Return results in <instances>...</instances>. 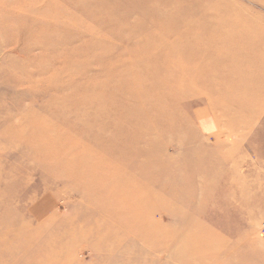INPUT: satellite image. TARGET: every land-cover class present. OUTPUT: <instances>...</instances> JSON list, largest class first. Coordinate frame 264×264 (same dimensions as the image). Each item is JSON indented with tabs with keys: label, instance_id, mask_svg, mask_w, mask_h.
<instances>
[{
	"label": "bare ground",
	"instance_id": "obj_1",
	"mask_svg": "<svg viewBox=\"0 0 264 264\" xmlns=\"http://www.w3.org/2000/svg\"><path fill=\"white\" fill-rule=\"evenodd\" d=\"M64 3L70 5L68 0ZM52 6L54 12L59 14L54 22L60 28H68L66 31L72 34L82 31L81 23L77 22L73 12L54 0L47 3L48 8ZM173 16L171 12L169 17ZM187 25H181L179 29L176 24L175 30L174 27L168 29L159 25L169 39L163 37L148 41L140 36L133 46L129 45L131 35L125 24L121 29L126 31L123 36L113 28L108 29L111 35L118 37L114 44L122 45L120 55L127 57V62L116 72L126 71V66H132L134 73L127 72L122 83L109 79L112 83L108 89L98 90L96 95L87 94L91 87L88 79L72 82L75 78L66 75L69 80L59 91H49L53 104L58 106H42L52 119H62L60 123L49 122L44 116L37 117L29 111L30 114L23 118L27 119L23 126L19 122L9 126L11 139L29 147L27 157L32 165L40 171L45 162L52 163L69 178L71 191L81 199L76 214L82 220L72 227L75 217L65 219L68 229L56 232L55 238L61 242L59 249L53 250L55 242L51 235L54 232L45 235L42 248H37L34 243L42 236L37 235L39 232L30 233L24 238L23 242L35 246L32 247L34 251L45 252L47 264H93L99 254L122 252L134 246L132 242H139L141 247L155 252L173 245L188 248L192 243L193 249L187 251L203 259L208 250L203 247H212L214 243H204L201 232L190 230L193 220L210 216L212 225L222 223L233 226L239 221L251 225L250 207L245 209L242 216L236 213L231 223L227 219L214 221L217 217L212 214L215 211H234L245 203L249 204L253 196L248 190L250 184L240 180L239 173L237 176L232 174L233 177L228 180L214 181L206 177L208 180L200 179L197 185L188 189L174 188L179 177L188 180L195 168L189 163L187 173H178V163L167 154V150L175 147L170 137L181 127L170 117L172 113H180L188 97L205 95L224 111H228L230 105L239 104L241 109L235 117L241 124L246 123V119L258 116L264 102L256 103L254 94L264 92V49L252 51L245 48L257 44V41L244 40L243 34L238 35L232 30L218 35L216 29L220 26L228 29L229 20L217 24L216 21L209 22L203 30L199 29L202 33L199 39H196L195 28ZM246 29L250 30L248 27ZM61 31L65 33L63 29ZM155 33L157 27L149 32L153 36ZM186 33L191 36H185ZM32 43L36 47L38 41ZM30 57L36 60L33 54ZM57 60L55 69H51L48 75L39 73V76H47L46 81L41 77L37 81L40 86L47 83L43 91L50 89L49 81L57 79V74L70 71L64 66L68 62L65 53L60 54ZM238 63L239 68L228 70L229 64ZM103 67L114 69L110 64ZM155 67L160 68L159 73L154 70ZM27 74L34 75V69H29ZM135 81L143 86L141 94L135 91ZM113 89L121 93L114 94ZM156 93H159L161 100L156 104L151 102L153 109H145L149 95ZM79 95L80 100L75 97ZM137 107L143 111L139 113ZM24 127L29 129L28 133L18 136L17 133ZM159 138L167 141L160 142ZM180 140L177 144H180ZM216 149L220 150V145ZM26 168L31 170L29 165L18 169L23 171ZM208 171L216 174L221 169L217 166ZM42 172H46L43 167ZM15 179V176L7 179L0 176V190L7 188ZM213 190L229 192L221 191L223 195L216 197ZM185 195L188 197L185 198ZM8 199L10 194L0 199V207L8 203ZM46 208L43 213L39 212L42 215L47 213L49 207ZM184 212L189 214L188 220H183L182 228L177 230L175 220ZM58 217L52 213L47 220L52 222ZM164 219L167 223H162ZM11 220V217H6L3 223ZM258 235L253 238L256 247L252 264H264V239ZM29 252L32 253V250ZM86 252L87 257L84 255ZM238 264L247 263L241 258Z\"/></svg>",
	"mask_w": 264,
	"mask_h": 264
},
{
	"label": "rangeland",
	"instance_id": "obj_2",
	"mask_svg": "<svg viewBox=\"0 0 264 264\" xmlns=\"http://www.w3.org/2000/svg\"><path fill=\"white\" fill-rule=\"evenodd\" d=\"M54 1L62 3L74 13L77 22L81 23L82 31L72 34L66 31L68 28H60L54 22L59 14L54 12L53 6L47 7L51 0H0V176L4 179L10 176L16 178L7 188L0 190L1 200L10 194L8 203L0 207V264H47L48 261L44 260L45 252L34 251L32 247L35 246L23 242L24 238L30 233L39 232L37 235L42 236L34 243L37 248H42L45 235L54 232L51 235L55 242L52 246L53 250H57L61 242L56 240V232L67 228L65 219L75 217L72 227L82 220L76 214L81 199L71 191L69 178L49 161L42 166L46 172H42V167L38 171L27 157L29 147L11 139L8 129L18 122L23 126L27 120L23 118L30 114L29 111L37 117L44 116L49 122L60 123L62 119H52L48 112L43 111L42 106H58L53 104L49 91H59L69 80L66 75L75 78L72 82L88 79L91 87L87 94L96 95L98 90L108 89L112 83L109 79L112 78L114 83H122L127 72L134 73L132 66H126V71L116 72L127 62V57L120 55L122 45L114 44L118 37L111 35L108 29L113 28L123 36L126 31L121 29L125 24L131 35L129 45L133 46L140 36L148 41L167 37L159 25L168 29L174 27L173 30L176 24L179 29L184 24L192 25L196 39H199L202 36L199 29L203 30L209 22L216 21L217 24L229 20L228 29L221 26L216 29L218 35L232 30L238 35L243 34L244 40L257 41V44L245 48L252 51L264 49V0H68L69 6L64 3L65 0ZM171 12L173 17H169ZM156 27V35L149 34ZM184 35L191 36L187 33ZM33 41H38L36 47ZM62 53L68 59L64 66L70 71L57 74V79L49 81L50 89L43 91L47 83L40 86L37 81L40 77L46 81L47 76H39V73L48 75L51 69H55L54 64ZM31 54L36 56V60H32ZM102 64L113 65L114 69L104 68ZM239 67V63L229 64L228 70ZM29 69H34V75L27 74ZM154 70L159 73L160 68L155 67ZM262 76L264 79V73ZM137 81L135 91L141 94L142 84ZM112 93L121 91L113 89ZM158 95H149L145 109L152 108L151 102L156 104L161 100ZM254 96L256 103L264 102V92ZM75 97L81 99V95ZM181 108L180 113H172L170 117L181 127L170 137L175 147L168 149L167 154L178 163V173H187L189 163L195 169L188 180L179 177L174 188L179 186L188 189L206 177L214 181L228 180L233 177L232 174L237 176L239 173L240 180L250 184L248 190L250 195L253 194L252 201L237 211H215L212 214L217 217L214 221L227 219L231 223L236 213L242 216L245 209L250 207L251 225L243 221L233 226L222 223L212 225L210 216H200L193 220L190 230L201 232L204 243L213 242L215 246L203 247L208 249L203 259L187 251L193 249L192 243L188 248L173 245L155 252L141 247L139 242H132L134 246L122 252L99 254L93 264H238L241 258L247 264H252L256 247L254 235L259 234L264 239V108H261L257 117L246 119L243 124L235 117L241 109L239 104L230 105L228 111H224L205 95L188 97ZM136 109L139 113L143 111L140 107ZM90 118L94 120L95 117ZM28 130L24 127L17 134L22 137ZM179 138L182 141L177 144ZM158 140L162 142L169 138ZM217 145H220V150L216 149ZM28 165L31 170L26 168L19 171V167L25 168ZM217 166L221 169L218 173L208 171ZM213 191L216 197L223 195L221 191L226 194L229 192ZM194 196L198 197L197 194ZM46 207H49V212L42 215ZM52 213L59 217L49 222ZM39 215L42 216L38 219ZM188 215L184 212V215L176 218L175 229L182 228L181 222L188 220ZM6 217H11V222L3 223ZM162 223H167V220L164 219ZM84 255L87 257V252Z\"/></svg>",
	"mask_w": 264,
	"mask_h": 264
}]
</instances>
